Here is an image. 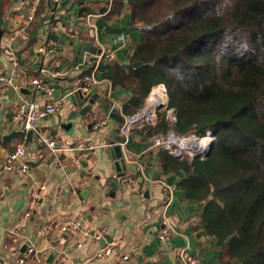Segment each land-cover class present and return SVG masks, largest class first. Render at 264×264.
I'll use <instances>...</instances> for the list:
<instances>
[{"label":"crops","instance_id":"obj_1","mask_svg":"<svg viewBox=\"0 0 264 264\" xmlns=\"http://www.w3.org/2000/svg\"><path fill=\"white\" fill-rule=\"evenodd\" d=\"M28 3L0 0V75L11 78L10 84L0 85V136L20 129L13 118L19 100L42 104L61 99V105L38 121L36 147L24 158L27 173L4 168L6 155L23 137L0 140V264H18L27 244L35 249L28 264H184L180 250L196 258V264H238L220 259L226 248L204 231L198 204L166 189L164 184L175 186L168 183L151 148L152 136L141 130L130 134L131 157L125 160V174L117 177L109 147L117 140L120 122L110 112L117 107L121 115L128 114L122 104L130 93L112 88L110 79L115 64L126 65L135 48L136 33L127 30V1L111 17H106L110 6L105 0H69L55 14L47 4L33 29L32 20L24 19ZM53 34L64 40H53ZM70 41L81 44L82 51L77 53ZM50 43L56 53L45 56L39 48ZM93 47L101 48L103 55L92 52ZM105 53H112V58ZM90 73L98 80L92 88L99 98L81 113L82 107L66 90L78 89ZM36 77L51 88L49 93L30 83ZM104 84L107 90L102 92L99 88ZM99 121L104 124L94 129ZM39 136L60 139L70 147L92 148L83 159L74 152L42 151ZM127 176L134 181L125 180ZM28 210L30 215L24 217ZM75 220H79L76 228ZM163 227L172 230L167 240L159 238ZM105 247L110 252L96 256ZM53 251V261L46 263Z\"/></svg>","mask_w":264,"mask_h":264},{"label":"trees","instance_id":"obj_2","mask_svg":"<svg viewBox=\"0 0 264 264\" xmlns=\"http://www.w3.org/2000/svg\"><path fill=\"white\" fill-rule=\"evenodd\" d=\"M126 1L135 48L110 79L130 93L123 113L138 109L161 82L175 122L161 109L154 126L136 130L152 137L170 129L212 132L208 155L157 150L160 165L176 196L198 204L204 231L224 244L221 260L264 264V0ZM123 4L112 0L106 17ZM37 5L31 29L47 1Z\"/></svg>","mask_w":264,"mask_h":264},{"label":"built area","instance_id":"obj_3","mask_svg":"<svg viewBox=\"0 0 264 264\" xmlns=\"http://www.w3.org/2000/svg\"><path fill=\"white\" fill-rule=\"evenodd\" d=\"M40 0H29L28 5L25 9L24 19L26 22H29L33 19L35 8ZM62 1L63 0H50V9L51 13H60L62 10ZM106 3L110 6L112 0H105ZM14 16H16L15 12ZM39 51L43 52L45 56H51L56 53L55 46L53 44H46L39 48ZM103 55V52L100 53ZM109 59L112 58V53L104 54ZM40 72L42 74L46 73L45 68H41ZM58 75V73H52L53 76ZM11 83V78L0 75V85H6ZM30 83L37 89L43 92H50L51 88L46 86L41 77H36L30 79ZM98 83V80L95 76L90 73L86 74L82 80V86H79L82 91L89 92L92 86ZM169 96L164 83L153 84L148 94L145 96L142 105L136 109L134 112L129 114H122V121L118 126V135L120 136L114 143L118 144L122 150L124 160H128L131 157V152L127 149V139L130 134L136 130L141 129L146 126H154L158 121V111L161 109H166L169 119L172 122H175V110L174 108H168ZM61 99H56L54 101H46L40 103L37 100L32 99H21L17 102L13 118L19 123L21 130L26 131L38 123V121L46 118L48 115L58 111L60 109ZM104 124V121H99L93 124L94 129L100 127ZM211 134V139L208 141H200L199 139L205 136L206 134ZM205 135L196 136L194 134L181 135L175 130L170 129L165 134H157L152 137L151 148L155 151L165 150L168 151L171 155L175 157H182L188 155L189 157H204L211 152L212 143L214 141V135L210 130H206ZM38 147L42 151L51 150L53 152H74L77 154L78 159H83L87 157L91 146L83 147H70L62 143L60 139L48 138V137H38L37 140ZM31 144L23 138H19L15 142L13 149L6 155L4 168L6 170H19L22 173H27L29 165L25 161V156L27 152L31 150ZM125 180L133 182V177L127 176ZM166 189L172 193L173 188L169 185L164 184ZM30 210L23 213L24 217L30 215ZM147 216H150L147 214ZM79 220H75L72 224L73 227H77ZM62 230H66V226L62 227ZM172 230L169 227H163L160 230L159 238L162 240H167L169 234ZM96 238H101V233L96 235ZM34 246L27 244L25 252L18 258V264H28V258L34 252ZM110 247H105L103 250L98 251L96 256H101L102 254H108L110 252ZM179 251V255L182 257L184 264H196L197 259L184 254ZM123 258H126L125 256Z\"/></svg>","mask_w":264,"mask_h":264},{"label":"water","instance_id":"obj_4","mask_svg":"<svg viewBox=\"0 0 264 264\" xmlns=\"http://www.w3.org/2000/svg\"><path fill=\"white\" fill-rule=\"evenodd\" d=\"M69 0H63L62 1V5L64 6ZM47 4L48 6H50V0H47ZM53 40H57L59 39L60 42H62L64 40V37H59L56 34H53ZM71 44H73L74 47H76V51L77 53H79L81 50L82 45L75 43V42H71ZM92 52H97V55L101 53V48H96L93 47L92 48ZM97 57H93L92 60H96ZM98 66H103L101 62L98 61ZM79 86H82V82L80 83ZM100 91L105 92L107 90V85H102L99 88ZM66 93L69 95V97L74 101L75 104H79V106H81V113L83 111H86L88 109L92 108V105L94 104V102L99 98V94L98 92H96V88H91L89 92H85L82 91L80 88L71 91V90H66ZM54 94H57V91H54ZM85 102H87L86 104H84ZM110 117L114 118L115 120L121 122L122 121V115L120 113H118L117 111V107H113L111 109L110 112ZM39 127V123L34 124V126L26 131H23L21 129H17V128H12L11 131L7 134H3L0 136V140L3 141H12L14 138L16 137H23L27 142H29L31 144L32 148L36 147V142L34 140V130L37 129ZM116 139H119L120 136L116 135L115 136ZM127 143H131V137L129 136L127 139ZM109 151L111 154V157L113 158V164L115 166V169L117 171V177H121L125 174V160L123 158V154H122V150L120 148V146L118 144H115L114 141L110 142V147H109ZM24 248V247H23ZM22 248V249H23ZM55 251H53V253H51L47 260L46 263H51L53 261L54 255H55Z\"/></svg>","mask_w":264,"mask_h":264},{"label":"bare ground","instance_id":"obj_5","mask_svg":"<svg viewBox=\"0 0 264 264\" xmlns=\"http://www.w3.org/2000/svg\"><path fill=\"white\" fill-rule=\"evenodd\" d=\"M210 139H211L210 136L205 135V136H203L202 138L199 139V142H200V141H208V140H210Z\"/></svg>","mask_w":264,"mask_h":264},{"label":"rangeland","instance_id":"obj_6","mask_svg":"<svg viewBox=\"0 0 264 264\" xmlns=\"http://www.w3.org/2000/svg\"><path fill=\"white\" fill-rule=\"evenodd\" d=\"M212 138V137H211Z\"/></svg>","mask_w":264,"mask_h":264}]
</instances>
